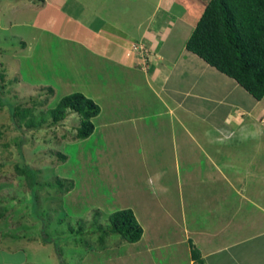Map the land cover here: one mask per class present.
<instances>
[{"label": "crops", "instance_id": "obj_1", "mask_svg": "<svg viewBox=\"0 0 264 264\" xmlns=\"http://www.w3.org/2000/svg\"><path fill=\"white\" fill-rule=\"evenodd\" d=\"M148 1V9L143 0L35 2L33 25L43 35L22 56L23 68L63 90L56 101L81 91L101 106L87 141L103 137L123 153L161 154L158 171L142 184L150 200L115 196L109 205L110 212L133 209L144 233L128 244H141L148 264H264V98L187 49L210 0ZM123 4L138 15L119 18L115 9ZM55 41L67 51L60 62L72 76L61 68L43 73L39 47L46 54ZM207 67L230 86L212 75L206 82ZM2 253L0 264L28 259L13 260L19 250L9 253L12 260Z\"/></svg>", "mask_w": 264, "mask_h": 264}, {"label": "rangeland", "instance_id": "obj_2", "mask_svg": "<svg viewBox=\"0 0 264 264\" xmlns=\"http://www.w3.org/2000/svg\"><path fill=\"white\" fill-rule=\"evenodd\" d=\"M38 1L0 0V66L7 69L2 82L8 84L5 89L0 85V210L6 211V217L0 222V251L8 253L9 260H12L9 253L19 250L13 260L28 257L23 264H148L147 253L141 244L121 243L119 234L103 235V231L110 227L109 205L115 196L132 202L151 199V189L142 184L158 171L156 166L161 162V154L123 153V146L113 149L108 139L103 137L95 141H66L63 135L73 134L79 122L76 115L57 127L28 130L25 135L13 120L10 107L15 102L30 99L31 95L41 99L39 94L42 91L37 87L41 85L38 81L42 76L40 78L38 72L31 73L29 67L24 69L22 57L31 53H28L29 47L39 46L37 43L43 35L33 25L38 15L33 4ZM146 1L143 0V6L148 9ZM125 5H118L115 9L119 18L136 12L131 8L132 4ZM146 12L142 11L140 15L144 16ZM58 45L62 46V43L55 41V45L51 46L56 47L47 49L46 54L45 45L39 47L43 57L41 61L45 62L43 73L49 75L61 68L65 76H72L64 69L66 65L62 66L60 62L67 51L63 46L59 49ZM207 68L209 72L202 75L206 82L209 83L211 75L214 81H222L223 84L231 82L220 78L217 75L220 72L214 68ZM82 69L89 71L85 67ZM38 75L39 79L35 81L33 78ZM62 91L57 94H62ZM57 97L51 100L49 107L55 105ZM198 106L196 112H201L202 108ZM188 120L193 125L198 124L193 117ZM176 125L179 127L180 123ZM61 153L68 155L64 162H61ZM26 164L35 169L33 184L28 174L17 169V165ZM174 176L176 174L171 172L170 178ZM59 182L64 188L71 185V189L62 191ZM148 205H151L149 201ZM159 217L156 215V219ZM138 246L140 248H136Z\"/></svg>", "mask_w": 264, "mask_h": 264}, {"label": "trees", "instance_id": "obj_3", "mask_svg": "<svg viewBox=\"0 0 264 264\" xmlns=\"http://www.w3.org/2000/svg\"><path fill=\"white\" fill-rule=\"evenodd\" d=\"M186 46L210 65L234 78L254 98H264V0H210ZM2 66L0 85L5 89L8 84L2 81L7 69ZM37 88L42 91L40 100L37 95H31L30 99H21L10 107L16 127L24 135L28 130L62 125L73 115L79 118V122L74 127V133H65L63 139L78 142L94 133V118L101 112V106L94 99L81 91H74L61 96L54 106L49 107L48 104L57 96L55 88L52 85H38ZM29 103L33 105L27 106ZM60 158L64 162L68 155L61 153ZM29 166L17 165V169L28 174L33 184L35 169ZM59 183L62 191L71 189V185L64 188ZM5 215L6 211L0 210V222ZM108 220L110 227L103 231V235L119 234L121 242H137L143 236L144 228L132 208L115 210L108 214Z\"/></svg>", "mask_w": 264, "mask_h": 264}]
</instances>
